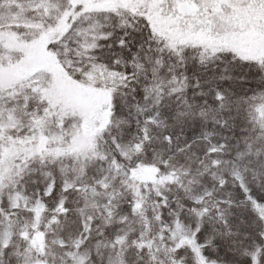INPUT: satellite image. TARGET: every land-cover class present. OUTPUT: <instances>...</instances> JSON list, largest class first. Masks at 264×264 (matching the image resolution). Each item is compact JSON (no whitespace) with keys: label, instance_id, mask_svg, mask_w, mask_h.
Returning <instances> with one entry per match:
<instances>
[{"label":"snow or ice","instance_id":"snow-or-ice-1","mask_svg":"<svg viewBox=\"0 0 264 264\" xmlns=\"http://www.w3.org/2000/svg\"><path fill=\"white\" fill-rule=\"evenodd\" d=\"M0 264H264V0H0Z\"/></svg>","mask_w":264,"mask_h":264}]
</instances>
